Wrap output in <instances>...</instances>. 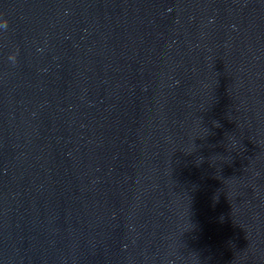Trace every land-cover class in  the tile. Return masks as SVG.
<instances>
[{
  "label": "water",
  "instance_id": "obj_1",
  "mask_svg": "<svg viewBox=\"0 0 264 264\" xmlns=\"http://www.w3.org/2000/svg\"><path fill=\"white\" fill-rule=\"evenodd\" d=\"M4 21L0 264H264L199 0H0Z\"/></svg>",
  "mask_w": 264,
  "mask_h": 264
},
{
  "label": "clouds",
  "instance_id": "obj_2",
  "mask_svg": "<svg viewBox=\"0 0 264 264\" xmlns=\"http://www.w3.org/2000/svg\"><path fill=\"white\" fill-rule=\"evenodd\" d=\"M8 27L7 21H4L2 24H0V28L6 29ZM11 60L15 61V56L10 57Z\"/></svg>",
  "mask_w": 264,
  "mask_h": 264
}]
</instances>
